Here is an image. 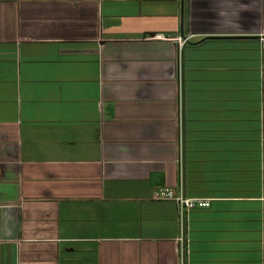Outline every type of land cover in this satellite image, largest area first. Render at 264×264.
Returning a JSON list of instances; mask_svg holds the SVG:
<instances>
[{
  "label": "crops",
  "instance_id": "0c3cea01",
  "mask_svg": "<svg viewBox=\"0 0 264 264\" xmlns=\"http://www.w3.org/2000/svg\"><path fill=\"white\" fill-rule=\"evenodd\" d=\"M181 180L264 264V0H0V264H180Z\"/></svg>",
  "mask_w": 264,
  "mask_h": 264
},
{
  "label": "built area",
  "instance_id": "2783aa9c",
  "mask_svg": "<svg viewBox=\"0 0 264 264\" xmlns=\"http://www.w3.org/2000/svg\"><path fill=\"white\" fill-rule=\"evenodd\" d=\"M180 47L186 42L181 38L177 39ZM155 200H167L175 204L177 221L179 225V236L176 238L177 249L180 264L188 263V223L189 214L195 209H205L210 206L209 199L189 198L184 194L182 180L179 183L177 191L171 189H161L154 193Z\"/></svg>",
  "mask_w": 264,
  "mask_h": 264
}]
</instances>
